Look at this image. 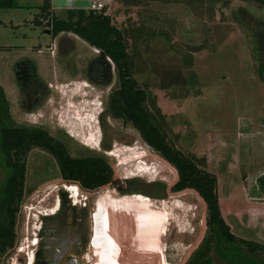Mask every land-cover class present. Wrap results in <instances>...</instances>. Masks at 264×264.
Here are the masks:
<instances>
[{"label":"rangeland","instance_id":"374dc122","mask_svg":"<svg viewBox=\"0 0 264 264\" xmlns=\"http://www.w3.org/2000/svg\"><path fill=\"white\" fill-rule=\"evenodd\" d=\"M55 1L68 3L55 11L62 18L68 9L64 7H88L91 0ZM98 1L109 4L103 6L118 28L129 19L168 32V41L156 34L144 36L136 44L142 71L134 78L154 96L165 115L171 143L184 154L202 159L203 168L215 175L220 213L231 232L237 238L264 244V82L257 74L255 57L264 69V8L244 0H198L193 8L181 0H147L138 5H125L126 0ZM16 3L20 7L0 9V85L12 100L11 70L24 57L35 63L38 75L50 82L51 91L47 102L31 113L12 104V118L18 125L46 127L70 155L101 157L113 171L108 184L81 191L92 207L91 223L97 222L96 235L92 236L91 229L90 253L91 247L109 241V248H115L112 264H184L205 233L204 202L192 189L172 191L176 170L130 125L107 116L106 97L115 80L112 62L110 79L100 86L90 84L84 76L85 65L88 59L99 58L98 51L69 33L73 51L63 55L68 53L65 45L60 49L62 56L50 55L48 45L56 38L43 32L47 30L44 26L31 22L39 12L40 0ZM187 45L202 48L191 54V68L183 61ZM90 130L93 140L88 139ZM3 139L7 145L9 139ZM6 164L8 155L0 160V182ZM62 184L74 185L61 179L48 154L36 148L28 152L15 243L1 256L0 264L26 263V254L33 251L30 241L37 239L41 210L47 207L51 193H56L51 192L53 188L63 190ZM127 191L136 192L122 195ZM103 197L124 203L126 199H146L152 215L168 213L165 234H157L149 224L150 233L140 234L145 238L138 241L135 215L124 207L117 208L118 213L112 208L98 209L95 205ZM111 230L116 236H108ZM207 263L264 264V252L251 254L240 246L236 254L223 259L213 247Z\"/></svg>","mask_w":264,"mask_h":264},{"label":"trees","instance_id":"16d2710c","mask_svg":"<svg viewBox=\"0 0 264 264\" xmlns=\"http://www.w3.org/2000/svg\"><path fill=\"white\" fill-rule=\"evenodd\" d=\"M145 1L147 0H126L125 5H138ZM157 1L169 3L180 0ZM196 1L198 0L180 2L193 8ZM244 1L264 8V0ZM17 7L20 6L15 0H0V9ZM37 8L39 12L31 22L35 26H44L52 39L60 33H71L112 62L115 80L106 97L107 116L130 125L153 152L176 170L177 179L170 187L172 191L192 189L204 202L205 233L184 264H208L213 247L223 259H229L232 253L236 254L240 246L251 254L264 252V244L237 238L231 232L220 213L215 175L203 168L202 159L184 154L171 143L166 133L165 115L157 107L154 96L134 78L136 73L142 71L137 63L138 59L141 61V54L136 44L142 37L156 34L168 41V32L162 29L154 31L144 23L134 24L129 19L126 26L118 28L106 13V6L100 9L68 8L62 18L52 11L51 0H41ZM253 48L259 56L255 41ZM201 49L200 46L185 47V67L191 68V54ZM255 57L257 74L264 82V69L258 57ZM190 78L195 81L193 72H190ZM3 137L9 139L7 145ZM35 148L53 158L62 180L82 188L95 189L104 186L113 177L112 169L101 157L72 156L61 141L49 136L46 131L17 125L11 117L9 103L0 85V160L8 155L5 177L0 182V258L15 243L16 217L24 194L26 157Z\"/></svg>","mask_w":264,"mask_h":264},{"label":"flooded vegetation","instance_id":"af4514ba","mask_svg":"<svg viewBox=\"0 0 264 264\" xmlns=\"http://www.w3.org/2000/svg\"><path fill=\"white\" fill-rule=\"evenodd\" d=\"M66 34L69 33L58 34L61 35L59 36V39L55 43L48 45L50 55L62 56V54H59L60 49L62 51L65 45L67 46L66 49H68V53L63 55L68 56V54L73 51L72 46L70 47V39L66 37ZM64 39L65 42L62 41ZM38 51L39 49L37 48V52ZM96 60L97 59H88L87 64L85 65L84 76L90 84L100 86L107 82L110 79V76L107 80H99L93 77L90 68ZM11 74L13 79L12 100L6 97L10 109L12 104H15L22 112L31 113L34 110L40 109L44 103L47 102L50 96L51 90L49 87L51 84L38 75L36 65L32 60L24 57L19 58L13 65ZM20 126L46 131V127L43 126ZM48 135L51 136L49 133ZM64 186L65 185L62 184L60 188L63 190L59 191L57 190L58 187L53 188L51 192L56 190V193H51L52 196L48 200L47 207H45V209H49L54 204L55 200L58 199L60 204H58V210L55 214L46 215L41 213L42 217L40 219V228L37 233L36 244H31L32 240L30 241V245L34 251L31 250L30 252L33 254L32 264L33 262L35 264H112L115 248H109V241L101 242L98 245H95L94 248L91 247V253L89 250L91 229L92 236L93 234L96 235L97 222L94 219L91 223L90 209L92 207L90 206L89 208L86 201L87 197L82 196L81 191L82 189H93L82 188L78 185L77 187H79V190L74 197L76 202L74 201V203H72V193L65 189ZM124 193H128V191L123 192L122 195H126ZM125 197L127 196H124L123 198ZM140 200L141 198L130 199L129 201L126 199L127 202L124 203L121 200H116L114 202L111 197H103L97 201L95 207L98 209L112 208V211L115 213L119 212L117 209L119 207H124L131 211L136 217L135 225L137 236L135 237L139 241L140 237L142 239L145 238L144 236H140V234L150 233V222L144 221L139 212ZM92 204L93 202L91 205ZM111 235L116 236L115 231L113 232V230H111L108 236L111 237ZM95 238L96 236L94 237V240ZM152 239H154V237H152ZM27 255L28 254H26V259Z\"/></svg>","mask_w":264,"mask_h":264},{"label":"bare ground","instance_id":"6f19581e","mask_svg":"<svg viewBox=\"0 0 264 264\" xmlns=\"http://www.w3.org/2000/svg\"><path fill=\"white\" fill-rule=\"evenodd\" d=\"M84 120H85V124L88 125V126H90L89 123H88L89 122L88 121L89 118L88 117H85ZM88 139L89 140L95 139L94 138V133H92L91 130L88 133ZM64 188L67 189L68 191H70V193H72L71 198H73L72 203H74V201H75L74 196L76 195V192L74 191V188H68V185H65ZM145 200L146 199H141L140 200V203H139V212H140L141 218L144 221H149L150 224H151V227H152L153 231H155L157 234H159V235L165 234L166 226H167V223L169 221L168 213L161 212V213H159V216L158 217L152 215V213H151L152 211L149 210V207L146 205V201ZM59 202L60 201L58 199H56L55 202H54V204L49 209L41 210L42 211L41 213L46 214V215L55 214V212L58 210L57 208H58V204H60ZM33 243H34V241L32 242V244ZM32 259H33V257L30 256L28 259H26V263L25 264H32Z\"/></svg>","mask_w":264,"mask_h":264},{"label":"water","instance_id":"95a60500","mask_svg":"<svg viewBox=\"0 0 264 264\" xmlns=\"http://www.w3.org/2000/svg\"><path fill=\"white\" fill-rule=\"evenodd\" d=\"M90 69L93 77L99 80H107L112 74L111 61L103 54H100V58L93 62Z\"/></svg>","mask_w":264,"mask_h":264},{"label":"crops","instance_id":"0c3cea01","mask_svg":"<svg viewBox=\"0 0 264 264\" xmlns=\"http://www.w3.org/2000/svg\"><path fill=\"white\" fill-rule=\"evenodd\" d=\"M17 1V0H16ZM29 1H31V0H24V2H29ZM112 0H108V2H111ZM40 2H41V0H40ZM91 2H96V3H100L98 0L97 1H94V0H91L90 1V3ZM89 3V4H90ZM25 4V3H24ZM26 4H28V3H26ZM54 4V5H53ZM64 4H68V3H64ZM63 3H61V2H57L56 3V1L55 0H51V9H52V11L55 13V11H56V9H59V8H61L62 6H65ZM101 4V3H100ZM18 5H19V3H18ZM102 5H109L107 2L106 3H104V4H102ZM20 6V5H19ZM65 9H67V8H69V7H64ZM81 8H89V6L88 7H85V6H83V7H81ZM43 32H45V33H47L48 34V32H47V30H43ZM68 35L69 34H66V36L68 37ZM59 36H61V35H57L56 37H54V39L56 38V41L59 39ZM70 39V38H69ZM52 43H55V41L53 42L52 41ZM39 46H37V48H38Z\"/></svg>","mask_w":264,"mask_h":264},{"label":"built area","instance_id":"2783aa9c","mask_svg":"<svg viewBox=\"0 0 264 264\" xmlns=\"http://www.w3.org/2000/svg\"><path fill=\"white\" fill-rule=\"evenodd\" d=\"M103 5L102 4H100V3H96V2H91L90 4H89V8L90 9H100L101 7H102ZM65 187V186H64ZM68 188H74V191L76 192V188L77 187H74V186H72V185H68ZM34 241V244H36V239H33L32 240V242ZM31 242V243H32Z\"/></svg>","mask_w":264,"mask_h":264},{"label":"clouds","instance_id":"9594fccd","mask_svg":"<svg viewBox=\"0 0 264 264\" xmlns=\"http://www.w3.org/2000/svg\"><path fill=\"white\" fill-rule=\"evenodd\" d=\"M72 186H74V187H77V185H72ZM76 193H77V188H76ZM75 197V196H74ZM32 244V243H31ZM30 254V255H29ZM28 255H27V259L30 257V256H32L33 257V254L32 253H29Z\"/></svg>","mask_w":264,"mask_h":264}]
</instances>
